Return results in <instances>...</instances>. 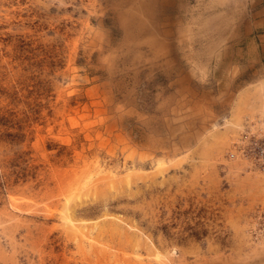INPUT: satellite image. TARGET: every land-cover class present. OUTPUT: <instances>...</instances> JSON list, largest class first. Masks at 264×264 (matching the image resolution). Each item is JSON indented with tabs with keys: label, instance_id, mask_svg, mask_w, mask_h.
<instances>
[{
	"label": "rangeland",
	"instance_id": "1",
	"mask_svg": "<svg viewBox=\"0 0 264 264\" xmlns=\"http://www.w3.org/2000/svg\"><path fill=\"white\" fill-rule=\"evenodd\" d=\"M244 4L0 0V264H264Z\"/></svg>",
	"mask_w": 264,
	"mask_h": 264
},
{
	"label": "built area",
	"instance_id": "2",
	"mask_svg": "<svg viewBox=\"0 0 264 264\" xmlns=\"http://www.w3.org/2000/svg\"><path fill=\"white\" fill-rule=\"evenodd\" d=\"M231 155L244 162L246 171L264 174V127L246 122Z\"/></svg>",
	"mask_w": 264,
	"mask_h": 264
},
{
	"label": "crops",
	"instance_id": "3",
	"mask_svg": "<svg viewBox=\"0 0 264 264\" xmlns=\"http://www.w3.org/2000/svg\"><path fill=\"white\" fill-rule=\"evenodd\" d=\"M244 6L245 11L249 10L244 19V23L249 24L250 26V31L246 35V38L248 39L249 37L251 44L252 41H259L261 54L263 55V60L255 62V64H260V69L256 70L253 66H251L250 70L252 71V75H259V81L263 82L261 85L264 86V0H245ZM256 48L257 45L255 49Z\"/></svg>",
	"mask_w": 264,
	"mask_h": 264
},
{
	"label": "bare ground",
	"instance_id": "4",
	"mask_svg": "<svg viewBox=\"0 0 264 264\" xmlns=\"http://www.w3.org/2000/svg\"><path fill=\"white\" fill-rule=\"evenodd\" d=\"M139 14V13H138ZM143 15V14H141ZM147 18V17H146ZM151 22V21H149ZM143 23V22H142ZM263 83V82H262ZM238 103V102H237ZM237 116V112H234L231 116V119L228 121L227 124H232L233 119H236ZM64 223L66 224L67 228H69L70 230H73L75 232L79 231L81 232V230L84 232V230L88 229L87 226L83 225V224H79L76 219L74 218L73 215L68 214L64 217ZM86 232V231H85ZM82 234V233H81ZM85 234V233H84ZM88 234V232H87Z\"/></svg>",
	"mask_w": 264,
	"mask_h": 264
}]
</instances>
